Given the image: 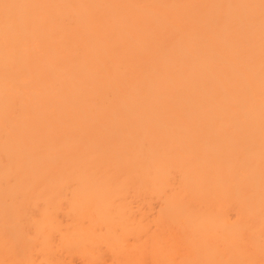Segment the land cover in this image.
Wrapping results in <instances>:
<instances>
[{
	"label": "bare ground",
	"instance_id": "bare-ground-1",
	"mask_svg": "<svg viewBox=\"0 0 264 264\" xmlns=\"http://www.w3.org/2000/svg\"><path fill=\"white\" fill-rule=\"evenodd\" d=\"M0 264H264V0H0Z\"/></svg>",
	"mask_w": 264,
	"mask_h": 264
}]
</instances>
